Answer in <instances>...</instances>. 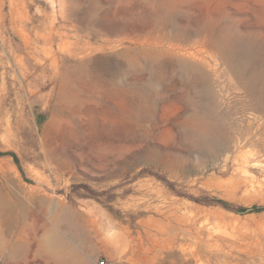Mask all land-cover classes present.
Segmentation results:
<instances>
[{
  "label": "rangeland",
  "instance_id": "rangeland-1",
  "mask_svg": "<svg viewBox=\"0 0 264 264\" xmlns=\"http://www.w3.org/2000/svg\"><path fill=\"white\" fill-rule=\"evenodd\" d=\"M238 32L264 0H0V264H264V210L194 201L264 208ZM204 83L229 148L196 140Z\"/></svg>",
  "mask_w": 264,
  "mask_h": 264
},
{
  "label": "bare ground",
  "instance_id": "bare-ground-1",
  "mask_svg": "<svg viewBox=\"0 0 264 264\" xmlns=\"http://www.w3.org/2000/svg\"><path fill=\"white\" fill-rule=\"evenodd\" d=\"M226 35L222 36V39H220V45H221V49H222L223 53H225L226 57L230 60V62H233V64H234L231 66L233 73L238 78L243 80L246 87H248V94L250 95V98L255 102L257 108L260 110H262V109L264 110V42L260 41L261 39L259 40V37H260L259 35H255V36L250 37V38L245 37L244 35L240 34L239 32L238 33H232V35L230 34V36L229 35L226 36ZM205 85L206 86L204 87L203 93H204V98L206 99V101H204L202 103L200 102L201 104L199 105V111L196 113L197 114L196 120H197V123L199 125V129L196 132V140L199 142L198 144H204V145L210 146L212 144V141H211L212 136H215V137L220 138L221 143H222L221 147L229 148V144H226V142H225V134H224V130L222 129L223 128L222 127V121H221L220 116L217 112L218 105H217V100H216L217 99L216 92L210 87L209 84L206 83ZM257 136H260V135L257 134ZM262 136H260V137H262ZM262 139H263V137H262ZM248 143H249V141H248ZM259 144H260V141H259ZM204 145H202V146H204ZM244 146H246V145L244 144ZM221 150H222V148H221ZM263 150L264 149L262 148L261 151H263ZM216 153H218V152H216ZM259 157H261V156H259ZM226 160H228V157ZM243 160H251V159L244 158ZM70 217L71 216L67 212H65L62 215V218L65 220H69ZM10 221H9V224H10ZM183 232H185V231L183 230ZM48 234L50 235V233H48ZM16 235H17V233H16ZM53 238L54 237H52V236H49V238L48 237L46 238L47 242L50 243V245H52V243H53ZM56 245H58V244H56ZM46 247H47V245H46ZM58 247H60V246L58 245ZM49 248H52V247H49ZM0 251H4L2 247H0ZM58 251H61V250H58ZM69 261H70V259H69ZM56 263H58V264H69V262L67 263V256L65 255V252L61 253V256L59 257V259H56ZM18 264H19V262H18Z\"/></svg>",
  "mask_w": 264,
  "mask_h": 264
},
{
  "label": "trees",
  "instance_id": "trees-1",
  "mask_svg": "<svg viewBox=\"0 0 264 264\" xmlns=\"http://www.w3.org/2000/svg\"><path fill=\"white\" fill-rule=\"evenodd\" d=\"M42 118H43V115L39 114L38 115V120L41 121ZM3 155H12V156H14L15 160L18 161L17 156L13 152H8V153L0 152V156H3ZM74 189H85L86 191H93L86 184L75 185ZM194 201H196L198 203H201V204H205V205H213V204L221 205L225 209H228V210H231V211H234V212H237V213H244L246 211H248V212H259V211L264 210L263 207H258V206H254L252 208H245V207H242V206H235L232 203H229V202L224 201V200H218V199H215V198H212V199H209V198H194ZM110 211L114 215L120 216L119 212H115V210H113L112 208H110Z\"/></svg>",
  "mask_w": 264,
  "mask_h": 264
}]
</instances>
